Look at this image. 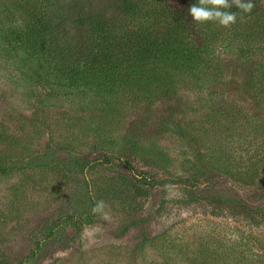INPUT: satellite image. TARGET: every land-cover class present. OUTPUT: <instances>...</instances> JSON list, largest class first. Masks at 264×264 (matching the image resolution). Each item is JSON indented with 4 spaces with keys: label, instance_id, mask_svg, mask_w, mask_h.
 Instances as JSON below:
<instances>
[{
    "label": "rangeland",
    "instance_id": "obj_1",
    "mask_svg": "<svg viewBox=\"0 0 264 264\" xmlns=\"http://www.w3.org/2000/svg\"><path fill=\"white\" fill-rule=\"evenodd\" d=\"M263 66L214 92L180 82L134 100L149 93L120 88L97 131L90 112L26 93L0 50V167H24L0 174V264H264ZM99 151L132 170L55 164Z\"/></svg>",
    "mask_w": 264,
    "mask_h": 264
},
{
    "label": "trees",
    "instance_id": "obj_2",
    "mask_svg": "<svg viewBox=\"0 0 264 264\" xmlns=\"http://www.w3.org/2000/svg\"><path fill=\"white\" fill-rule=\"evenodd\" d=\"M197 3L0 0V50L23 73L26 93L35 94L37 102L64 101L75 110L90 112L89 122L98 131L110 113L107 107L123 98L116 95L120 88L149 93L141 98L134 94V100H147L158 90L166 93L180 82L214 92L229 83L226 76L248 62L264 61V0H252V12L243 20L238 13L230 28L215 22L195 24L189 9ZM231 11L238 9L233 6ZM96 154L78 152L55 164L66 166L71 161L80 171L97 165L133 168L127 156ZM19 167H0V174ZM212 177L203 182L210 184ZM185 180L194 187L199 182ZM206 201L213 203V215L223 212L224 201L218 197ZM226 202L234 213L258 212L243 201Z\"/></svg>",
    "mask_w": 264,
    "mask_h": 264
},
{
    "label": "clouds",
    "instance_id": "obj_3",
    "mask_svg": "<svg viewBox=\"0 0 264 264\" xmlns=\"http://www.w3.org/2000/svg\"><path fill=\"white\" fill-rule=\"evenodd\" d=\"M238 9V12L231 11L232 7ZM254 4L252 0H198L189 9V14L195 24H205L215 22L221 27L230 28L237 21V15L243 20L246 14H250ZM103 207V201L97 203L93 212Z\"/></svg>",
    "mask_w": 264,
    "mask_h": 264
}]
</instances>
